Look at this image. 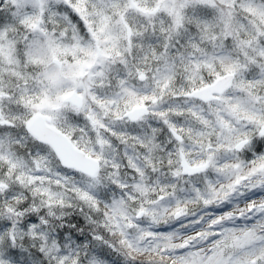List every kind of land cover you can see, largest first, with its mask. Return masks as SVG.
<instances>
[{"label":"snow or ice","instance_id":"1","mask_svg":"<svg viewBox=\"0 0 264 264\" xmlns=\"http://www.w3.org/2000/svg\"><path fill=\"white\" fill-rule=\"evenodd\" d=\"M0 264H264V0H0Z\"/></svg>","mask_w":264,"mask_h":264}]
</instances>
